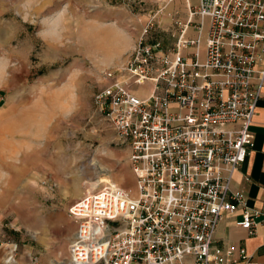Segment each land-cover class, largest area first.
<instances>
[{
	"label": "built area",
	"instance_id": "built-area-1",
	"mask_svg": "<svg viewBox=\"0 0 264 264\" xmlns=\"http://www.w3.org/2000/svg\"><path fill=\"white\" fill-rule=\"evenodd\" d=\"M183 1L170 49L145 28L127 62L104 74L95 103L128 146L134 190L107 184L76 200L69 264H255L244 248L212 243L226 213L240 210L249 235L264 219L231 188L253 147L264 0ZM17 252L1 242L0 264H18Z\"/></svg>",
	"mask_w": 264,
	"mask_h": 264
},
{
	"label": "rangeland",
	"instance_id": "rangeland-1",
	"mask_svg": "<svg viewBox=\"0 0 264 264\" xmlns=\"http://www.w3.org/2000/svg\"><path fill=\"white\" fill-rule=\"evenodd\" d=\"M185 18L183 0H0V243L18 264H69L76 200L97 184L133 192L95 96L145 28L170 49Z\"/></svg>",
	"mask_w": 264,
	"mask_h": 264
},
{
	"label": "crops",
	"instance_id": "crops-1",
	"mask_svg": "<svg viewBox=\"0 0 264 264\" xmlns=\"http://www.w3.org/2000/svg\"><path fill=\"white\" fill-rule=\"evenodd\" d=\"M250 132L253 147L234 173L231 188L242 192L248 208L264 213V83ZM241 220L240 210L224 214L217 225L213 246L244 248L253 256L255 264H264V219L261 217L257 220L254 232L250 235L238 226Z\"/></svg>",
	"mask_w": 264,
	"mask_h": 264
},
{
	"label": "bare ground",
	"instance_id": "bare-ground-1",
	"mask_svg": "<svg viewBox=\"0 0 264 264\" xmlns=\"http://www.w3.org/2000/svg\"><path fill=\"white\" fill-rule=\"evenodd\" d=\"M97 186H98V184L95 185V186H93V187H90L88 190H90V189H96ZM68 263H69V262H68Z\"/></svg>",
	"mask_w": 264,
	"mask_h": 264
}]
</instances>
